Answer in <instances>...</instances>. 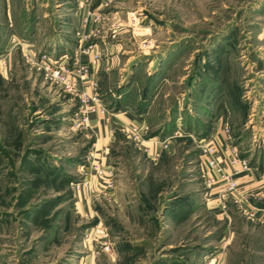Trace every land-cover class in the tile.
<instances>
[{
  "label": "rangeland",
  "instance_id": "obj_1",
  "mask_svg": "<svg viewBox=\"0 0 264 264\" xmlns=\"http://www.w3.org/2000/svg\"><path fill=\"white\" fill-rule=\"evenodd\" d=\"M27 46L69 67L90 47L107 113L84 121ZM203 142L264 173V0H0V264H264Z\"/></svg>",
  "mask_w": 264,
  "mask_h": 264
},
{
  "label": "built area",
  "instance_id": "obj_2",
  "mask_svg": "<svg viewBox=\"0 0 264 264\" xmlns=\"http://www.w3.org/2000/svg\"><path fill=\"white\" fill-rule=\"evenodd\" d=\"M26 59L33 61L40 69H43L46 76L52 81L62 86L66 91L74 94H78L81 100V112H83L84 121H88V117L93 114H106L108 109L105 105L96 102L97 98L95 94L90 93L87 89V83H90V64L96 63L100 56L96 53H91L92 49L90 47L85 48L83 53L90 59L89 63H83L80 60H75L72 67L66 66L63 62L64 55L60 58L55 57L50 53H42L40 57H36L27 46L26 48ZM93 87L94 82L89 84ZM123 131L128 135L138 138V140H143L144 129L142 126L128 125L123 127ZM226 133L230 138V128L226 129ZM129 135V136H130ZM231 139V138H230ZM231 140H229V143ZM201 150L208 158V167L206 173V179L209 185L216 184L220 179L224 180L226 183L225 191L229 194H234L233 196L241 197V190L239 187L238 177L246 173L248 170L253 168V165L244 157H240L236 148H231L229 153L228 165L229 170L225 168L222 164V157L218 154V146L212 142L201 143ZM99 174H106L102 169L98 170ZM252 216L255 214L253 211L250 212ZM210 261L206 264H212Z\"/></svg>",
  "mask_w": 264,
  "mask_h": 264
},
{
  "label": "crops",
  "instance_id": "obj_3",
  "mask_svg": "<svg viewBox=\"0 0 264 264\" xmlns=\"http://www.w3.org/2000/svg\"><path fill=\"white\" fill-rule=\"evenodd\" d=\"M82 58L85 59V61H86L88 59V56L84 54L82 56ZM124 119H127V118H124ZM252 165H253L254 170H257V168L254 167L256 165H254V163H252ZM241 176H239L240 178L238 179V181H240L239 183H243L242 189H244V191L241 189V187H240V190L245 195L252 197V198H250L249 210L250 211H252V210L257 211L258 210V212H256L258 214L257 216L260 218V220H262V223H263L264 222V208L263 207L262 208L257 207L256 199H260V198H262V200L264 199V173L260 174V173L255 172V171H250V172H247L246 174L244 173Z\"/></svg>",
  "mask_w": 264,
  "mask_h": 264
},
{
  "label": "bare ground",
  "instance_id": "obj_4",
  "mask_svg": "<svg viewBox=\"0 0 264 264\" xmlns=\"http://www.w3.org/2000/svg\"><path fill=\"white\" fill-rule=\"evenodd\" d=\"M215 260H216V258H213L211 261H212V262H215Z\"/></svg>",
  "mask_w": 264,
  "mask_h": 264
},
{
  "label": "trees",
  "instance_id": "obj_5",
  "mask_svg": "<svg viewBox=\"0 0 264 264\" xmlns=\"http://www.w3.org/2000/svg\"><path fill=\"white\" fill-rule=\"evenodd\" d=\"M118 104H120V105H121V104H122V102H121V101H119V103H118Z\"/></svg>",
  "mask_w": 264,
  "mask_h": 264
}]
</instances>
